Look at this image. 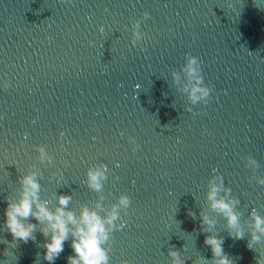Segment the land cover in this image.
<instances>
[{
	"label": "water",
	"instance_id": "obj_1",
	"mask_svg": "<svg viewBox=\"0 0 264 264\" xmlns=\"http://www.w3.org/2000/svg\"><path fill=\"white\" fill-rule=\"evenodd\" d=\"M194 86L213 89L207 105ZM32 174L52 211L65 194L66 210L107 217L131 197L109 264H174L172 251L216 264L213 236L233 264L264 260V0H0V264H49L44 225L25 221L27 243L5 227ZM213 186L238 201L243 239L212 208ZM71 255L70 237L54 264Z\"/></svg>",
	"mask_w": 264,
	"mask_h": 264
},
{
	"label": "clouds",
	"instance_id": "obj_2",
	"mask_svg": "<svg viewBox=\"0 0 264 264\" xmlns=\"http://www.w3.org/2000/svg\"><path fill=\"white\" fill-rule=\"evenodd\" d=\"M145 18L149 13H144ZM188 55V62L185 71L196 78L197 85L202 84V77L199 75L200 63L197 57ZM5 88L7 81L4 82ZM213 89L210 87L194 86L191 90V99L196 102L204 99L207 105L211 99ZM199 94V95H198ZM41 153L44 149H40ZM105 173L99 168H90L88 170L89 186L95 190L101 189L100 181L104 178ZM23 192L19 201L10 203L5 209V227L12 234L13 240L28 242L29 239H35L33 235L37 225L34 223H25L31 216L34 217L39 224L44 225L42 232L48 239L44 244L46 249L44 259L49 264L54 261L63 251L64 243L71 237V247L75 255L68 257V264H109V248H105L104 244L109 240L110 233L115 230L122 229L124 223L116 225L115 221L118 217V208L123 206L129 209L131 206V197L123 195L119 199V205L114 206L111 213L107 217L100 216L96 211L87 207L83 208L80 215L75 212L66 210L71 201L70 195L61 194L58 198L59 206L52 211L48 207L47 201H41L39 198L40 185L35 175H28L22 179ZM227 191V190H226ZM218 187L213 186L209 199L212 200V208L221 212L228 220L229 228L234 229L235 239H243L244 233L239 228V217L234 211V205L238 203L236 200L225 201L223 198L217 199ZM128 212H125L127 215ZM255 228L264 233V217L254 214ZM203 224H211L207 217L202 219ZM259 236L253 233L252 241L259 240ZM206 244L212 246V252L218 257L216 264H233V261L223 253V240L217 237H208ZM251 249L252 243L248 244ZM175 259L174 264H182L178 258V253L172 251L170 253ZM123 264H128L124 261ZM256 264H264V260L257 259Z\"/></svg>",
	"mask_w": 264,
	"mask_h": 264
}]
</instances>
